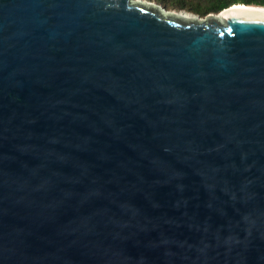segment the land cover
Masks as SVG:
<instances>
[{
	"label": "water",
	"instance_id": "obj_1",
	"mask_svg": "<svg viewBox=\"0 0 264 264\" xmlns=\"http://www.w3.org/2000/svg\"><path fill=\"white\" fill-rule=\"evenodd\" d=\"M0 0V264H264V7Z\"/></svg>",
	"mask_w": 264,
	"mask_h": 264
},
{
	"label": "trees",
	"instance_id": "obj_2",
	"mask_svg": "<svg viewBox=\"0 0 264 264\" xmlns=\"http://www.w3.org/2000/svg\"><path fill=\"white\" fill-rule=\"evenodd\" d=\"M166 5L187 9L200 16L208 13H217L232 4L244 3L248 5L264 6V0H158Z\"/></svg>",
	"mask_w": 264,
	"mask_h": 264
},
{
	"label": "rangeland",
	"instance_id": "obj_3",
	"mask_svg": "<svg viewBox=\"0 0 264 264\" xmlns=\"http://www.w3.org/2000/svg\"><path fill=\"white\" fill-rule=\"evenodd\" d=\"M147 1H150V2H154V3H156V4H158V5H160L161 7H163V8H165L166 10H169V11H181V10H183V11H185V12H188V13H191V14H194V15H198L199 17H204V16H200L199 14H196V13H194V12H192V11H189V10H187V9H180V8H177V7H173V6H170L169 4L168 5H166V4H164L163 2H161V1H158V0H147ZM213 13V12H212ZM209 14V13H208ZM207 15V14H206ZM205 15V16H206Z\"/></svg>",
	"mask_w": 264,
	"mask_h": 264
},
{
	"label": "bare ground",
	"instance_id": "obj_4",
	"mask_svg": "<svg viewBox=\"0 0 264 264\" xmlns=\"http://www.w3.org/2000/svg\"><path fill=\"white\" fill-rule=\"evenodd\" d=\"M259 6V5H258ZM264 7V6H263ZM176 13H178V14H181V15H183V16H186V17H193V15L191 14V13H188V12H185V11H183V10H181V11H176Z\"/></svg>",
	"mask_w": 264,
	"mask_h": 264
}]
</instances>
